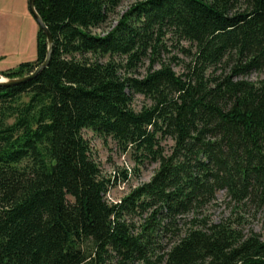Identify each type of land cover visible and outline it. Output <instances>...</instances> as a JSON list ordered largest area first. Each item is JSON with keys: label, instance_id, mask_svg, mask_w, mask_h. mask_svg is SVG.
Here are the masks:
<instances>
[{"label": "trees", "instance_id": "16d2710c", "mask_svg": "<svg viewBox=\"0 0 264 264\" xmlns=\"http://www.w3.org/2000/svg\"><path fill=\"white\" fill-rule=\"evenodd\" d=\"M119 2L35 0L54 45L38 75L0 85V264H264L258 233L199 218L222 190L264 208V77L248 78L264 74V0H143L95 33ZM167 35L194 49L183 48L182 74L159 58ZM47 54L39 27L37 58L1 74L28 76ZM135 94L151 104L136 110ZM86 128L159 169L108 202ZM137 209L149 214L134 228L124 214ZM190 213L154 260L158 238Z\"/></svg>", "mask_w": 264, "mask_h": 264}, {"label": "rangeland", "instance_id": "374dc122", "mask_svg": "<svg viewBox=\"0 0 264 264\" xmlns=\"http://www.w3.org/2000/svg\"><path fill=\"white\" fill-rule=\"evenodd\" d=\"M141 1L143 0H120L108 27L94 30V32L102 35L107 33L112 27L117 25L118 21L125 14L131 11L136 3ZM23 3H27V0H0V31L3 30L4 32V30H7V34L10 32L8 40H10V37L12 38L11 32L16 33L19 39V35H21L22 40H25L29 36L32 25L38 24L29 7L26 9V12L23 11ZM4 43V40H0V45ZM164 43L166 49H164L159 58L164 62L170 63L178 74L184 73L185 64L191 60V57L183 51V48L189 50L192 48L191 44L186 41H178L171 35H167ZM6 46L9 48L10 43H6ZM7 50L0 56V69H3V71L17 68L21 63L34 61L37 58L36 45L35 47L33 45V49L31 48L28 51L16 52V55H12L11 50ZM117 59L123 60L119 57ZM150 64V58L143 60L136 69L135 74L139 77L144 76ZM154 67H159L158 62L155 63ZM123 73H125V70H123ZM263 77L264 74L253 73L248 78L257 81ZM145 104L150 105L151 102L140 94L134 95L133 107L136 110H140ZM82 134L89 142L91 156L99 164L102 176L111 179L105 194L107 201L110 203L120 201L135 188L150 181L159 169V162H154L147 157H141V153L131 147L124 150L111 137L99 134L89 128L84 129ZM160 144L165 153L170 154L175 142L170 138H162L160 139ZM148 214L149 212H141L137 209L135 212H126L124 218L134 228H137ZM193 216L194 214L190 213L177 218L178 225L173 226L172 230L158 238L155 255L153 256L154 260L157 258V255L164 254L165 250L170 247L179 230H185L189 226V221ZM202 216L214 222H221L230 218L238 222L245 233L254 231L264 238V208L256 209L251 206H240L232 201L224 190L219 191L216 199L203 209L199 218Z\"/></svg>", "mask_w": 264, "mask_h": 264}, {"label": "crops", "instance_id": "0c3cea01", "mask_svg": "<svg viewBox=\"0 0 264 264\" xmlns=\"http://www.w3.org/2000/svg\"><path fill=\"white\" fill-rule=\"evenodd\" d=\"M24 6H23V11L26 12L27 8L29 7V0H27V3H23ZM4 11V10H3ZM38 30H39V25L37 24H34L32 25V28H31V31L29 33V36L25 39V40H22L21 38V35H19L20 39L18 38V35H16V33H12L11 32V35H12V38L10 37V40H8V35L10 34H7V30H3L0 31V40H4L5 43L2 45H0V56L1 54H4L5 51H8L7 49L11 50V54H17L16 52H19V51H28L29 49H33V45L35 47H37V33H38ZM3 32V33H2ZM6 43H10V47L8 48L6 46ZM14 51V52H13ZM0 72H3V69H0Z\"/></svg>", "mask_w": 264, "mask_h": 264}, {"label": "water", "instance_id": "95a60500", "mask_svg": "<svg viewBox=\"0 0 264 264\" xmlns=\"http://www.w3.org/2000/svg\"><path fill=\"white\" fill-rule=\"evenodd\" d=\"M29 9L31 11V13L33 14V16L35 17V19L37 20V23L39 25L40 28H42V30L44 31V33L47 36V41H48V54H47V58L46 60L35 70V72H33L32 74L25 76L23 78L20 79H10L8 77H5L3 74L0 73V85H14V84H18L21 82H26L29 79L35 77L36 75H38L42 69H44L46 66H48L50 60H51V53H52V47L54 45V40L53 37L50 33V30L48 29L47 25L45 24V22L43 21L42 17L40 16V14L38 13L36 7H35V0H29Z\"/></svg>", "mask_w": 264, "mask_h": 264}]
</instances>
